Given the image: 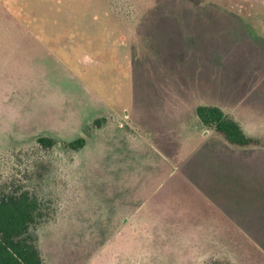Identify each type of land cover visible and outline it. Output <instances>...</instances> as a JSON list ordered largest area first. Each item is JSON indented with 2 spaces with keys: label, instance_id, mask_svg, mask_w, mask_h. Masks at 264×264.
I'll list each match as a JSON object with an SVG mask.
<instances>
[{
  "label": "rangeland",
  "instance_id": "374dc122",
  "mask_svg": "<svg viewBox=\"0 0 264 264\" xmlns=\"http://www.w3.org/2000/svg\"><path fill=\"white\" fill-rule=\"evenodd\" d=\"M0 9V188L50 209L35 229L46 264H264V0ZM12 18L55 55L11 61L7 46L36 43ZM199 105L263 145L231 146Z\"/></svg>",
  "mask_w": 264,
  "mask_h": 264
},
{
  "label": "trees",
  "instance_id": "16d2710c",
  "mask_svg": "<svg viewBox=\"0 0 264 264\" xmlns=\"http://www.w3.org/2000/svg\"><path fill=\"white\" fill-rule=\"evenodd\" d=\"M196 113L200 121L213 128L228 144L236 148L262 146L260 139L249 136L235 120L222 108L215 105H199ZM100 120L94 122L99 124ZM38 143L52 149L57 141L51 137H41ZM86 139L80 138L69 143L72 150H80ZM50 209L39 194L25 185H5L0 188V264H46L39 238L35 229L50 217ZM208 264H229L215 259Z\"/></svg>",
  "mask_w": 264,
  "mask_h": 264
},
{
  "label": "crops",
  "instance_id": "0c3cea01",
  "mask_svg": "<svg viewBox=\"0 0 264 264\" xmlns=\"http://www.w3.org/2000/svg\"><path fill=\"white\" fill-rule=\"evenodd\" d=\"M31 9L33 10L35 9L34 5H31ZM12 19L16 20L15 25L17 26L15 27V29L10 30L11 32L16 33L14 36H25L27 38L33 37L36 43L30 42L25 45L12 44V45L7 46L8 52L11 55V61L16 62V60H20V59L27 57L28 61L33 62L36 58L42 59L43 55H45L46 57H50V56L52 57L53 55H55V53L51 52L45 47L46 44L44 43L41 36L39 35L40 34L39 32H35L33 28L26 26V24L25 25L22 24V22L18 21L15 18H12ZM36 22H39V21H36ZM47 28H48V25H47ZM88 55H89L88 58L91 59V55L89 53ZM83 57H84V54H83Z\"/></svg>",
  "mask_w": 264,
  "mask_h": 264
}]
</instances>
